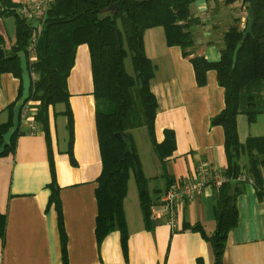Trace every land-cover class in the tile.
<instances>
[{
	"label": "crops",
	"instance_id": "obj_1",
	"mask_svg": "<svg viewBox=\"0 0 264 264\" xmlns=\"http://www.w3.org/2000/svg\"><path fill=\"white\" fill-rule=\"evenodd\" d=\"M11 1L22 6L34 0ZM248 8L249 4L242 0L193 2L191 19L196 22L191 26L194 48L190 56H184L180 46L167 45L163 27L150 28L144 34L146 54L155 66L150 83L157 101L155 139L162 142L165 129L173 130L176 139L174 152L163 160L153 152L146 162L139 154L149 179L150 197L155 202L171 180H191L202 185L198 195L180 201L176 225L157 221L151 215V224L147 225L139 196L136 216L129 217L128 187L124 202L125 247L119 230L97 241L96 188L102 159L91 55L89 46L83 43L76 49L67 78L75 162L68 152V118L62 103L49 107L48 140L32 105L31 118L37 131L32 132L27 121L21 120L14 150L0 157V213L5 217L4 233L0 234V264H64L58 214L55 204L49 202L51 161L66 233V264H215L205 237L216 227V186L211 172L224 176L228 162L224 129L213 125L211 119L225 107V89L213 69L207 71L206 83L199 86L190 59L202 56L219 60L225 32L235 23L245 28ZM15 29V15H0V48L6 54L14 44ZM20 84L14 74H0V125L9 118L8 109L18 99ZM145 131L148 135L146 128ZM237 132L242 143L249 136H264V122L258 119L249 124L247 117L239 114ZM236 207L238 222L228 233L222 264H264V208L254 184L245 183L236 197ZM199 224L202 230L195 229Z\"/></svg>",
	"mask_w": 264,
	"mask_h": 264
},
{
	"label": "trees",
	"instance_id": "obj_2",
	"mask_svg": "<svg viewBox=\"0 0 264 264\" xmlns=\"http://www.w3.org/2000/svg\"><path fill=\"white\" fill-rule=\"evenodd\" d=\"M195 1L53 0L34 46L35 59L31 61L28 47L36 33L35 22L28 21L18 12L20 5L11 0H0V15L12 14L16 17L15 41L6 57L0 58V74L10 72L21 82L18 99L9 106V118L0 125V145L4 134L13 126L14 107L22 97L21 56L25 55L32 78L27 101L36 107L35 119L42 125L48 140L49 107L61 103L65 105L63 114L68 118V152L71 161L75 162L67 78L77 47L83 43L89 46L102 159V171L96 188L98 213L95 232L98 242L111 231L119 230L123 246L126 245L124 202L130 174L137 184L144 220L147 225L151 224L154 200L149 194L148 179L144 175L131 130L145 127L153 150L161 160L174 152L176 139L174 131L170 129L164 130L162 142L155 139L157 101L150 88L155 66L146 54L144 34L150 28L163 27L167 45L180 46L183 55L190 56L194 48L191 26L196 22L191 19L190 6ZM242 2L249 4V0ZM115 4L116 9H109ZM254 5L252 34L245 40V28L235 23L224 34V48L219 60L210 61L202 56L190 59L199 86L206 83L207 71L213 69L217 72L219 85L225 89V107L211 119L213 125H221L224 129L228 162L223 171L226 180L216 186V227L211 235L205 236L212 247L215 264H222L228 233L238 222L236 197L246 183L239 178L241 174L253 179L260 201L264 200V136H249L242 143L237 132L239 114H244L249 124L264 116V0H254ZM238 45L240 48L234 63ZM128 58L133 74L127 68ZM20 132L19 127L0 157L14 150ZM117 133L122 135L123 140L117 137ZM51 168L49 202L55 204L58 214L62 256L66 264V233L52 161ZM4 225L5 217L0 213L1 235ZM195 229L202 230V226L199 224Z\"/></svg>",
	"mask_w": 264,
	"mask_h": 264
},
{
	"label": "built area",
	"instance_id": "obj_3",
	"mask_svg": "<svg viewBox=\"0 0 264 264\" xmlns=\"http://www.w3.org/2000/svg\"><path fill=\"white\" fill-rule=\"evenodd\" d=\"M52 2L53 0H34L33 2L24 4L18 8V12L24 18L30 22L37 23L36 33L31 39V44L28 47L31 61L35 59L34 46L37 37L41 33L46 12ZM32 76L35 77L34 74ZM31 114H33L31 102L27 101L23 104L21 109V120L27 121L30 129L34 132L37 131V125L34 119L31 118ZM211 174L215 186H220L226 180V178L220 174L215 172H211ZM239 178L242 181L254 184L253 179L245 174H241ZM201 187V183L191 180H186L182 183L172 182L151 205V218L157 221H167L172 226L176 225L180 201L183 199H192L195 195H198L201 192ZM261 204L264 208V200L261 201Z\"/></svg>",
	"mask_w": 264,
	"mask_h": 264
},
{
	"label": "water",
	"instance_id": "obj_4",
	"mask_svg": "<svg viewBox=\"0 0 264 264\" xmlns=\"http://www.w3.org/2000/svg\"><path fill=\"white\" fill-rule=\"evenodd\" d=\"M254 7H255L254 0H249L248 20H247V24L245 26V31H244V34H243V40H245L248 37V35L252 34ZM116 8H117V4L109 7V9H116ZM36 26H37V24L34 25V27H36ZM113 30L116 32L118 41H120V36H119L116 28L113 27ZM239 48H240V45H238L237 48L235 49L234 63L236 61L237 52H238ZM119 49H120V47H119ZM5 57H6L5 51L2 48H0V58H5ZM27 65H28L27 64V57L25 55H22L21 56V68H22V72H23V75H22V86H23L22 97H21L20 101L14 107V111H13V126L3 136V142L0 145V156L4 153L6 146L11 141L14 133L18 130V128L20 126V121H21V109H22V106L29 98L32 78H31V76H30V74L28 72ZM116 135H117V137L120 140H123V137H122V135L120 133H117Z\"/></svg>",
	"mask_w": 264,
	"mask_h": 264
},
{
	"label": "rangeland",
	"instance_id": "obj_5",
	"mask_svg": "<svg viewBox=\"0 0 264 264\" xmlns=\"http://www.w3.org/2000/svg\"><path fill=\"white\" fill-rule=\"evenodd\" d=\"M126 63H127L128 71L133 74V68L131 66L130 58H128L126 60ZM258 119L263 120V122H264V116L261 115L258 117ZM131 132L133 133V135L135 137L136 145L138 147L137 152H139L138 154L142 155L143 158L145 159V161L147 162L149 155L154 154L153 153L154 150L152 149V144H151L150 138L146 134L145 128L139 127V128L131 130ZM140 155H139V157H140ZM148 182H149V179H148ZM148 187H149V183H148ZM137 196H138L137 184H136V181L134 179V176L132 174H130L127 205H128V209H129V217H133V219L136 216L135 210H136ZM132 208L134 209L133 213H132Z\"/></svg>",
	"mask_w": 264,
	"mask_h": 264
}]
</instances>
